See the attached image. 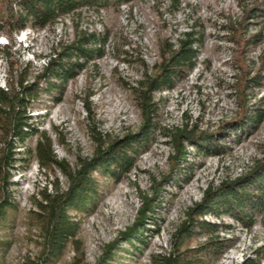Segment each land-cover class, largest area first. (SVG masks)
<instances>
[{"label":"rangeland","instance_id":"rangeland-1","mask_svg":"<svg viewBox=\"0 0 264 264\" xmlns=\"http://www.w3.org/2000/svg\"><path fill=\"white\" fill-rule=\"evenodd\" d=\"M255 1L133 0L100 11L84 8L43 30L29 25L10 37L0 36L3 88L16 86L25 68L32 82L51 55L83 34L106 37L101 58L80 59L82 67L66 82L51 79L53 93L41 91L30 109V122L52 138L58 160L75 167L79 159L94 158L99 134L105 141L145 138L127 174L115 178L96 170L92 203L68 213L80 224L78 245L88 264L110 253L111 264H151L154 255L171 250L178 230L207 191L244 176L264 160V120L252 134L235 120L242 110L237 85L244 65L262 75L260 87L252 90V103L264 114V18L246 17ZM190 32L203 42L197 67L184 73L173 89L155 94L149 130L139 107V82L161 61L163 45H177ZM46 85L40 84L42 89ZM179 131L192 134L182 138L186 157L177 163L174 135ZM37 143L35 133L18 142V161L8 182L0 177V209L10 203L0 225V264L38 258L44 243L38 203L44 193L69 186L60 171L40 168ZM203 218L220 226L219 248L205 251L203 264H242L247 258L264 264V227L258 218L252 228L226 214ZM204 241L198 235L189 244L194 248ZM76 256L68 244L44 264H77Z\"/></svg>","mask_w":264,"mask_h":264},{"label":"trees","instance_id":"trees-1","mask_svg":"<svg viewBox=\"0 0 264 264\" xmlns=\"http://www.w3.org/2000/svg\"><path fill=\"white\" fill-rule=\"evenodd\" d=\"M133 0H0V36L8 37L24 31L30 25L36 30L54 26L63 17L70 16L84 8L96 10L107 9L131 3ZM175 1V0H174ZM177 1V0H176ZM255 6L248 10L246 17L264 18V0H256ZM242 27V24H240ZM105 35L96 33L83 34L72 45L55 52L45 62L41 74L30 82L28 69L20 72L19 79L7 87L0 86V177L8 182L9 172L14 168L17 158V143L23 144L30 133L38 136L35 149L37 161L42 170H58L69 181L67 190L57 186L54 194H45L38 206L43 214L44 230L43 249L35 261L26 264H44L60 256L68 244L75 247L77 264H88L79 247L78 231L80 224L69 216L70 211L80 212L92 203L96 196L98 184L93 173L101 170L109 172L115 178L127 174L135 162L136 147L143 144L144 137L136 139L125 137L115 141H105L99 134L95 137L97 149L94 158L79 159L75 167L64 160H58L53 148V140L46 133H39L30 116L32 104L39 98L41 91L53 93L55 84L74 78L76 67L81 68L80 59L86 62L91 58H101ZM203 42L195 38V34L185 33L177 45L167 43L162 46L161 61L155 64L151 75L139 82L137 97L144 117V125L149 130L154 126L156 114L155 94L173 89L184 73L197 67L198 48ZM237 94L242 106L241 113L236 117L242 130L252 134L264 120V114L252 101L255 100L253 89L260 87L262 75L259 72L240 67ZM45 82L44 89L40 84ZM252 96V97H249ZM192 132L179 131L174 135L176 147L175 162L184 160L182 138L190 139ZM208 137V135H207ZM204 139V138H203ZM200 142V141H198ZM0 179V180H1ZM0 209V225L6 221V201ZM152 204H150L151 209ZM194 213L189 215L178 230L169 252L158 253L151 258V264H203L204 252L218 246L220 241L217 223L206 221V214L219 218L226 214L237 218L247 228H252L259 219L264 227V160L244 176L232 181L222 182L215 191H207L202 204H197ZM198 235L204 236L202 245L191 248L190 242ZM259 253V251H257ZM113 255L105 256L96 264H111ZM242 264H255L254 259L247 258Z\"/></svg>","mask_w":264,"mask_h":264}]
</instances>
